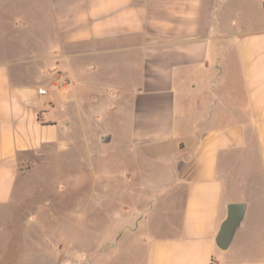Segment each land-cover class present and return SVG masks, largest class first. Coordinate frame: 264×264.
Instances as JSON below:
<instances>
[{
  "label": "crops",
  "instance_id": "obj_1",
  "mask_svg": "<svg viewBox=\"0 0 264 264\" xmlns=\"http://www.w3.org/2000/svg\"><path fill=\"white\" fill-rule=\"evenodd\" d=\"M0 264H264V0H0Z\"/></svg>",
  "mask_w": 264,
  "mask_h": 264
},
{
  "label": "rangeland",
  "instance_id": "obj_2",
  "mask_svg": "<svg viewBox=\"0 0 264 264\" xmlns=\"http://www.w3.org/2000/svg\"><path fill=\"white\" fill-rule=\"evenodd\" d=\"M30 9L31 8L25 4L22 6L23 12L20 13L18 11L17 14L19 17L21 14H23V16L26 15L27 17L29 15H35L36 12H33ZM46 33L47 32H45V34ZM14 46L16 49H19V44H14ZM84 145H85L84 141L79 140L77 146L84 147ZM62 164H63V168H61V170L55 171L53 168V163L46 162L45 169L42 170V172H38V174L42 177L41 179L47 180L48 182L61 177L67 178L68 169H69L68 159H66V161ZM32 227L36 229V225ZM10 229L12 230V228ZM10 236L12 238L13 246H14V250L12 251V259L14 262H19V261L21 262V261L31 260L32 258L33 259L36 258L37 251L33 250V247H35L37 245V242L39 241V236L36 231H32L31 229L30 232H25V233L9 232L8 239H10Z\"/></svg>",
  "mask_w": 264,
  "mask_h": 264
},
{
  "label": "water",
  "instance_id": "obj_3",
  "mask_svg": "<svg viewBox=\"0 0 264 264\" xmlns=\"http://www.w3.org/2000/svg\"><path fill=\"white\" fill-rule=\"evenodd\" d=\"M244 211L245 204L242 202H232L226 205L225 216L214 238L219 249L225 250L230 245L234 231L242 224Z\"/></svg>",
  "mask_w": 264,
  "mask_h": 264
},
{
  "label": "built area",
  "instance_id": "obj_4",
  "mask_svg": "<svg viewBox=\"0 0 264 264\" xmlns=\"http://www.w3.org/2000/svg\"><path fill=\"white\" fill-rule=\"evenodd\" d=\"M38 92H39V93H43V92H44V89H43V88H39V89H38Z\"/></svg>",
  "mask_w": 264,
  "mask_h": 264
}]
</instances>
